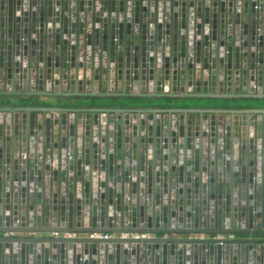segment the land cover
Masks as SVG:
<instances>
[{"label": "water", "instance_id": "1", "mask_svg": "<svg viewBox=\"0 0 264 264\" xmlns=\"http://www.w3.org/2000/svg\"><path fill=\"white\" fill-rule=\"evenodd\" d=\"M0 102V264H264V0H0Z\"/></svg>", "mask_w": 264, "mask_h": 264}, {"label": "crops", "instance_id": "2", "mask_svg": "<svg viewBox=\"0 0 264 264\" xmlns=\"http://www.w3.org/2000/svg\"><path fill=\"white\" fill-rule=\"evenodd\" d=\"M100 104H109V102H101ZM203 104V103H202ZM218 105V106H221L223 103H220V102H212L211 104H210V106H208V107H213L214 105ZM5 105H9V104H3L2 102H0V107H3V106H5ZM19 106H27V107H36V106H40L39 104L38 105H36V104H30L29 102H24V104H18ZM193 107V106H192ZM200 107V106H199ZM260 109V108H262L260 105H254V106H252V109ZM229 236V235H228ZM228 236L226 235V236H224V238H228ZM237 237L236 236H234L233 237V239H236Z\"/></svg>", "mask_w": 264, "mask_h": 264}, {"label": "built area", "instance_id": "3", "mask_svg": "<svg viewBox=\"0 0 264 264\" xmlns=\"http://www.w3.org/2000/svg\"><path fill=\"white\" fill-rule=\"evenodd\" d=\"M70 236V235H69ZM113 235L112 234H94V235H91V237H96V238H104V239H107V238H110L112 237ZM121 238H126L127 235L126 234H120L119 235ZM132 238H135V239H138V238H143L145 237V235H137V234H132L130 235ZM228 239H233V235H229L228 236Z\"/></svg>", "mask_w": 264, "mask_h": 264}]
</instances>
